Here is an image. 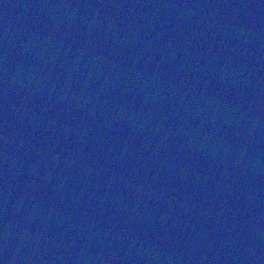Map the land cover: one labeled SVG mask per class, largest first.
I'll return each mask as SVG.
<instances>
[{
    "label": "water",
    "instance_id": "1",
    "mask_svg": "<svg viewBox=\"0 0 264 264\" xmlns=\"http://www.w3.org/2000/svg\"><path fill=\"white\" fill-rule=\"evenodd\" d=\"M0 264H264V0H0Z\"/></svg>",
    "mask_w": 264,
    "mask_h": 264
}]
</instances>
